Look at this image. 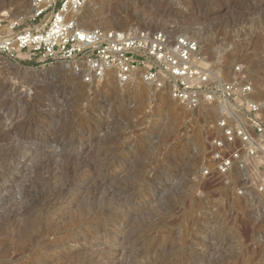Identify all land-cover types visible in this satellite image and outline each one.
Here are the masks:
<instances>
[{
  "label": "rangeland",
  "instance_id": "1",
  "mask_svg": "<svg viewBox=\"0 0 264 264\" xmlns=\"http://www.w3.org/2000/svg\"><path fill=\"white\" fill-rule=\"evenodd\" d=\"M31 1L0 0V18L28 14L20 23L29 26ZM89 15L95 21L85 30H165L197 39L224 79L240 67L264 118V0H93L79 19ZM0 113L5 136L70 133L77 142L66 152L71 159L93 160L80 190L36 202L14 221L0 216V264H264V218L250 194L237 196L233 181L195 179L215 111L204 117L142 83L120 85L113 75L86 84L64 65L41 69L0 58ZM50 156V147L32 146L21 170L0 177V201L37 178ZM125 159L131 165L122 169ZM106 170L101 193L128 187L124 201L137 199L103 216L110 202L99 198L106 193L93 198L91 188L93 173ZM124 210L127 218H119Z\"/></svg>",
  "mask_w": 264,
  "mask_h": 264
},
{
  "label": "built area",
  "instance_id": "2",
  "mask_svg": "<svg viewBox=\"0 0 264 264\" xmlns=\"http://www.w3.org/2000/svg\"><path fill=\"white\" fill-rule=\"evenodd\" d=\"M90 0H32L29 26L0 18V58L32 62L41 69L64 65L86 84L107 72L120 85L135 81L167 95L188 111L211 108L202 165L195 179L222 186L236 183L239 197H252L264 218L263 105L252 83L234 67L226 80L204 55L200 43L165 30L82 28L79 14Z\"/></svg>",
  "mask_w": 264,
  "mask_h": 264
},
{
  "label": "bare ground",
  "instance_id": "3",
  "mask_svg": "<svg viewBox=\"0 0 264 264\" xmlns=\"http://www.w3.org/2000/svg\"><path fill=\"white\" fill-rule=\"evenodd\" d=\"M92 3L93 0H90L86 4L85 8L87 6H90ZM95 15H89L83 17L81 21L82 28L92 25V23H94L95 21V17H94ZM27 16L28 14L27 15L24 14L23 16H15L14 18L18 20V22H23ZM189 26L193 31H196L200 28V25L198 24L189 25ZM65 70L71 71L68 66H65ZM72 73L76 75V73L74 72ZM109 75H113V74L107 72L104 76L108 78ZM134 83L136 82L132 81L127 83V85H133ZM131 91L136 95L140 94L141 92L138 88H132ZM254 99L256 101L261 100L255 95H254ZM201 110L202 113L204 114V115L202 114L204 117L210 116L213 112L211 108H202ZM201 110H199V112ZM6 134L7 135L5 136L4 133H0V142L3 143L5 142V144L3 145H6V147L4 148L5 149L4 155L0 156V177H4L9 173L11 174V172H15V171L17 172L18 170H21L24 165L25 157L28 155V153L32 149V146L34 145L36 149L42 148L43 146L50 147L51 156L45 162H43L42 165H40L41 168L39 169V174L37 178H34L32 176L27 178L25 184H23L22 186H20V188L17 189L16 194H14L15 196L12 198V200L0 201V216L8 217L10 221H14L19 215H22V213H24V211L28 207L32 206L36 202L47 201L57 193L62 194L64 189H67L68 191L70 190V192H74L76 189L79 190L81 189V184L84 182L81 181L80 178L82 174H85L86 171H88V169L92 166L93 160L91 158H80L79 160L71 159L72 157L70 156V154L68 155L66 152L73 151V146H74L73 143L76 144L77 142L73 141V138L68 135L70 133H34L33 132V133H6ZM91 134L93 133H89V134L87 133L82 137H80L79 140L86 139ZM81 144H82L81 142L78 144L79 148L82 146ZM130 165H131L130 161L125 159L118 166L123 167L122 169H124L126 166L127 168H129L128 166ZM26 175L27 174H25L24 176ZM93 175H94V178L92 180L93 188H91L92 189L91 191H93L92 192L93 198L96 197V195L101 194L100 196H102L103 193H106L105 195L99 198H102L101 199L102 201L107 200L110 202L108 205L104 206L105 211L104 210L99 211L100 215L108 216L113 211L115 210L117 211L118 208L119 209L120 207L122 208L123 204H126L127 202L129 203L137 199V197H133L134 195H132L130 198H127V200L124 201L125 198L129 196L128 187H122L117 190H110L107 192L104 191L103 193H101L100 190L103 189V182L107 176L111 175V172H108V170L99 171L93 173ZM78 185L79 188H77ZM128 214L129 213L126 210H124L121 211V213H119L118 216H121L119 218L126 219L127 217L125 218L124 216H128ZM94 223L95 222L92 223V227H96L97 223H95V225ZM28 234H29L28 232H25L24 236L27 237ZM54 252H56V254L61 253V251H54ZM59 257H62V254H60Z\"/></svg>",
  "mask_w": 264,
  "mask_h": 264
}]
</instances>
